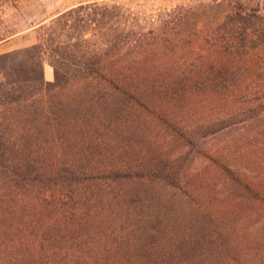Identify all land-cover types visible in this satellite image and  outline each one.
Segmentation results:
<instances>
[{
	"label": "trees",
	"instance_id": "trees-1",
	"mask_svg": "<svg viewBox=\"0 0 264 264\" xmlns=\"http://www.w3.org/2000/svg\"><path fill=\"white\" fill-rule=\"evenodd\" d=\"M22 1L0 0V22ZM140 1L82 0L34 26L23 37L31 45L0 54V264H197L182 160L143 149L136 129L238 125L263 111L264 99L231 107L238 98L213 92L240 86L234 75L259 47L248 37L264 43V27L242 43L233 26L247 32L252 23L230 11L247 17V5L212 0L155 13ZM197 23L216 33L201 64L192 61Z\"/></svg>",
	"mask_w": 264,
	"mask_h": 264
},
{
	"label": "rangeland",
	"instance_id": "rangeland-1",
	"mask_svg": "<svg viewBox=\"0 0 264 264\" xmlns=\"http://www.w3.org/2000/svg\"><path fill=\"white\" fill-rule=\"evenodd\" d=\"M80 1L23 0L18 8L5 9L1 14L0 35L13 36L7 39H11L8 43L0 42V54L31 45L32 40L23 37L34 26L48 23L53 16ZM232 1L236 7L242 4L250 9L249 17L238 10L230 11L237 20L247 18L252 23L247 32L243 23L233 26L234 37L243 43L246 34L263 30L264 0ZM189 2L212 0H141L139 3L148 12L156 13ZM254 8L259 10L251 11ZM202 29L207 32V40L203 42L204 34L199 33ZM196 30L192 61L201 64L204 57H212L215 26L197 23ZM248 38L247 44L259 47L248 52L246 63L234 75L242 82L240 86L231 87L230 91H212L228 94L231 100L238 98V103L230 104L231 107L264 99V49L261 47L264 43L260 44L259 40L256 43L250 35ZM45 76L48 81L54 80V68L48 62ZM200 127L225 129L206 137L199 131L189 138L190 131ZM135 136L143 149L182 160L181 181L185 190L191 192V206L197 209V218L190 225L191 251L198 257L197 264L200 257H206L208 264H264V110L246 113L238 125H143L136 129ZM160 162L166 165L161 158ZM164 195L167 199L170 196ZM204 210L207 219L202 220Z\"/></svg>",
	"mask_w": 264,
	"mask_h": 264
}]
</instances>
